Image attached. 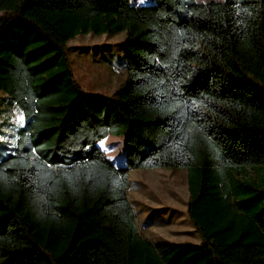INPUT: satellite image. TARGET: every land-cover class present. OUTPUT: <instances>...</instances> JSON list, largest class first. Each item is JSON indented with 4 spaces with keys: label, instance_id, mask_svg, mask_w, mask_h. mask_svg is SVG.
I'll use <instances>...</instances> for the list:
<instances>
[{
    "label": "trees",
    "instance_id": "16d2710c",
    "mask_svg": "<svg viewBox=\"0 0 264 264\" xmlns=\"http://www.w3.org/2000/svg\"><path fill=\"white\" fill-rule=\"evenodd\" d=\"M0 89L23 115L0 154V264H264V0H0ZM125 30L115 94L68 40ZM124 138V162L98 145ZM186 167L201 242L153 241L129 168ZM238 174V175H237Z\"/></svg>",
    "mask_w": 264,
    "mask_h": 264
},
{
    "label": "rangeland",
    "instance_id": "374dc122",
    "mask_svg": "<svg viewBox=\"0 0 264 264\" xmlns=\"http://www.w3.org/2000/svg\"><path fill=\"white\" fill-rule=\"evenodd\" d=\"M153 1L129 0L132 4ZM125 34V30L89 31L80 32L68 40L73 73L83 88L115 94L126 78L123 68ZM23 121L20 108L0 89V154L7 152L16 141V131ZM124 144L121 135L111 133L98 141L106 156L116 165L124 162ZM241 170L244 177L252 178L258 186L264 187V163L232 167L233 172ZM127 193L142 234L153 241L201 242L186 209V167H130Z\"/></svg>",
    "mask_w": 264,
    "mask_h": 264
}]
</instances>
